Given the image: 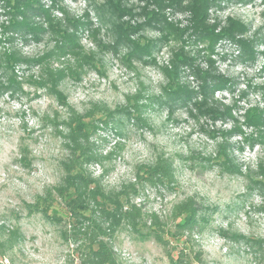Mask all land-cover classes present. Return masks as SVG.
Listing matches in <instances>:
<instances>
[{
	"label": "rangeland",
	"instance_id": "rangeland-1",
	"mask_svg": "<svg viewBox=\"0 0 264 264\" xmlns=\"http://www.w3.org/2000/svg\"><path fill=\"white\" fill-rule=\"evenodd\" d=\"M174 1L60 0L59 6L69 11L71 19L85 24L79 32L80 43L88 54L86 59L95 60L84 67L80 81L67 77L60 82L67 106L47 88L36 92L27 83L25 92L0 95V219L11 217L7 224L13 226L19 215L24 236L12 249L0 247V264H79L76 245L64 234L70 229L64 206L55 205L62 217L59 223L38 213L28 215L27 209L64 177L63 162L69 154L63 139L65 121L70 114L89 111L96 118L99 108L117 112L108 124L96 121L100 128L90 144L100 161L91 163L88 170L101 178L108 190L138 183L139 166L154 165L164 156L173 161L174 189L142 183L135 201L165 218L176 202L189 197L203 207L210 220L205 232L195 236L193 248L186 250L191 264H264V195L251 179L259 178L256 174L264 162V142L251 147L239 131L254 134V128L247 125L248 109L255 104L264 107V0L246 6L223 0L224 9L209 10L211 23L215 13L222 21L216 27L218 33L229 27L228 16L247 24V34L242 36L254 39L260 52L254 62L240 59V45L227 38L209 52L208 44L194 33L192 11L186 8L190 0H182L178 6L172 5ZM54 15L63 25L69 24L60 11L54 10ZM1 21L7 17L2 16ZM165 22L171 30L186 31L177 38L166 35L162 29ZM54 38L47 32L40 40L18 39L16 44L28 55L37 56L54 47ZM141 47H148L150 56L128 55ZM182 47L195 59L194 65L209 69L213 60L216 72L234 81L232 91L215 92L220 103L212 98L207 103L220 109L233 107L236 121L228 117L214 121L192 103L170 95L164 69L172 67L174 54ZM76 63L71 54L54 59L52 67H75ZM25 68L20 66L17 72L23 78L40 72L37 67ZM181 72L180 83L200 90L192 69L185 66ZM217 130L228 134L215 133ZM226 138L235 145L236 162L251 178L224 168L218 153ZM236 234L246 239L235 240ZM114 245L128 264H174L159 243L141 241L128 231L117 235ZM168 249L178 257L175 240ZM198 252L200 260L195 256Z\"/></svg>",
	"mask_w": 264,
	"mask_h": 264
},
{
	"label": "trees",
	"instance_id": "trees-1",
	"mask_svg": "<svg viewBox=\"0 0 264 264\" xmlns=\"http://www.w3.org/2000/svg\"><path fill=\"white\" fill-rule=\"evenodd\" d=\"M50 4L44 0H0V95L6 92L12 94L25 92V84L39 88H47L56 95L59 102L67 106V95L59 90L62 80L71 77L80 81L83 69L93 60L88 54L83 52V46L80 43L79 32L85 25L78 19H71L69 11L59 6L60 0H49ZM253 0H226L225 3L236 2L240 4H249ZM223 0H190L186 8L191 9L193 23L195 25L194 33L197 38L208 44L209 52H214L216 44L221 39H230L240 45V59L251 62L256 61L258 51L256 50L254 39L245 36L248 26L242 20L228 16L229 27H224L219 33L216 27L221 24L219 16L215 13L214 22L210 21L209 10L214 7L217 10L224 9ZM182 5V0H175L172 5ZM225 5V4H224ZM57 8V9H56ZM54 10L64 14V20L69 24L63 25V20L54 15ZM7 17V21H1V17ZM162 28L166 35L172 34L177 38L183 35L181 30L169 29V23L165 22ZM72 30V31H71ZM51 33L55 36L54 47L42 55L31 56L16 44L18 39L28 42L30 39L40 40L45 33ZM182 33V34H181ZM242 36V37H238ZM7 45V46H6ZM119 45V43L117 44ZM73 55L77 58L75 67L66 66L65 68H53L52 61ZM142 54H150L148 47L136 48L129 51L131 57L141 59ZM264 54V51H261ZM150 56V55H149ZM86 60V61H85ZM195 59L188 54L185 49L179 48L172 59V67L165 68L164 73L168 78L167 85L170 88V95L178 101H187L198 107L200 112L211 117L216 121L225 118L235 119L233 116V107L224 106L220 109L209 107L208 98L214 99L217 90H233L234 81L231 78L216 72L213 60H210L209 69H203L199 65H194ZM88 63V64H87ZM26 67L39 68L40 72L28 74L23 78L19 76L18 68ZM192 69L200 83V90L192 89L180 83L181 71L183 67ZM201 96V99L199 98ZM203 99V100H202ZM183 102V101H182ZM220 103V101H219ZM99 116L95 118V113L70 114L65 121L66 133H63L64 146L69 150L64 164V177L58 186L47 192L45 196H39L35 203L28 205V215L35 213L47 220L61 222L55 205L62 204L65 208V216L70 224L69 231L64 234L68 240L76 245L79 264H128L119 257L114 241L122 231H128L141 241L154 240L159 243L167 252L169 258L174 264H191L189 256L186 254L188 248H193L197 242L195 236L202 235L209 224L210 215L204 213L202 206L192 198L176 202L165 218L155 212H149L142 204L135 201V197L140 195L141 184L150 182L154 185L161 184L164 188L174 189L176 176L173 171V161L164 156L156 160L154 165L143 164L137 170L138 183H131L122 186L118 190H108L98 179L88 170L91 163L100 161L99 154L95 152L91 145V136L98 127L97 122L108 124V120L113 118L114 112L108 109H96ZM247 125L254 128L251 133H240L244 141L251 147L256 142H264V107L255 104L249 107L247 112ZM236 121V119H235ZM224 136L227 131L217 130ZM256 134V135H255ZM256 137H255V136ZM212 137L214 135L212 134ZM229 139H223L220 145L221 150L218 153L219 158H223L222 164L229 172L243 173L242 166L236 162L237 157L234 153L235 145L228 142ZM236 148L243 150L244 147L236 145ZM23 152L28 148L24 147ZM26 156V155H25ZM259 172L256 174L259 178H251L256 187L264 195V162H260ZM264 210V209H263ZM17 221L13 226L7 224L11 217L0 219V247L12 249L24 237L21 226L19 225V215L15 217ZM235 240H244V235H234ZM175 240L178 243V257L176 258L168 246ZM5 254V253H4ZM196 258L200 260L198 252Z\"/></svg>",
	"mask_w": 264,
	"mask_h": 264
}]
</instances>
